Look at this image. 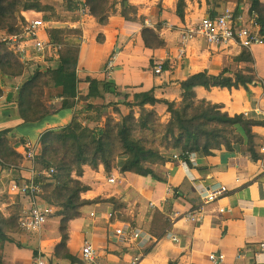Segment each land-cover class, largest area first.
I'll use <instances>...</instances> for the list:
<instances>
[{
    "label": "crops",
    "instance_id": "1",
    "mask_svg": "<svg viewBox=\"0 0 264 264\" xmlns=\"http://www.w3.org/2000/svg\"><path fill=\"white\" fill-rule=\"evenodd\" d=\"M158 1L109 0L110 6L106 12L110 21L108 26H101L88 19L80 23L83 37L78 70L80 77L90 76L99 82L114 85L119 93L128 88L135 93L154 90L158 100L156 111L162 122H167V107L164 103L180 100L181 81L190 75L204 72L218 75L232 68L242 48L232 43L226 48H216L202 39H195L186 45L185 55L180 58L178 50L182 46V32L189 25L209 18L210 12H214L216 17L226 9L206 12L202 0H199V4L196 2L188 6L182 21L175 15L177 0H163L164 10L161 14ZM129 6L140 10L134 21L124 19V10ZM23 16L32 18L38 14L28 12ZM242 16L246 17V14ZM144 26L160 36L163 41L161 49L143 47L140 33ZM99 35L105 37L104 44L98 43ZM55 49L46 62L32 66H41L40 71L58 67L60 57L57 46ZM250 53L256 60L258 75L263 78L264 46H254ZM45 57L42 55L36 61L41 62ZM115 57V66L108 71V63ZM164 64L168 67L165 68ZM157 67L162 68L161 74L155 72ZM79 90L80 96H86L89 93L88 84L81 83ZM252 92L255 94L252 99L248 98L244 90L202 91L201 96L224 103L232 115L244 114L247 119L264 122V90L257 88L252 89ZM105 99L108 103L114 102V105L104 109V118L112 116L119 121L128 114L122 96L116 97L109 92ZM56 107L60 110L47 121L39 123H24L17 111L11 117H4L0 109V132L11 130L7 137L9 145L25 157L27 148L36 147L45 130L68 126L74 116L86 112L82 102L69 112L61 109L60 101H57ZM81 123L87 124V121L82 119ZM38 124H42V127L36 140L23 137L17 141L11 137L15 132V136H19L18 130L28 125ZM95 126L97 124L93 123L90 130ZM257 133V151L264 156V127L257 128ZM166 155L174 159L180 152L167 151ZM174 160L178 164L172 163L160 171L162 181L127 173L121 175L118 188L108 185V176L103 167L97 172L85 167L83 180L91 190L84 193L82 198L98 203L85 207L82 216L71 223L68 242L71 254L84 262L82 250L85 243L90 242L96 252V260L91 264H133L137 254L143 255L140 264H264V254L260 252V244L264 241V157L255 162L248 154L219 153L213 157L191 154L188 161L179 157ZM20 172L18 177L21 176L23 182H34L31 163L25 158ZM167 174H170L169 178ZM11 179L10 173L2 171L0 167V199L6 205L5 196L11 199L21 196L5 193L9 186L5 182ZM222 186L228 189V193L215 202L205 203L207 194ZM169 189L173 191L172 194H168ZM114 190L119 191L118 198L111 197ZM176 193L177 197L174 198ZM21 200L24 216L30 197L22 196ZM165 211L171 215L167 218L168 225L163 226L162 217L157 214L164 215ZM189 216L195 220L187 221ZM49 221L41 232L25 231L20 226L25 234L13 237L24 249L14 245V251L8 252V245L3 252L0 251V264H32L39 254L48 257L50 264H76L53 257L54 248L61 241L59 219L53 226L49 225ZM125 224L142 233L140 241L135 242L133 248H125L115 234L116 228ZM152 229H158L159 232L162 230L166 236L154 239L150 233ZM173 236L178 241H174ZM153 243L149 252V246ZM213 252L224 255V261L218 263L209 260Z\"/></svg>",
    "mask_w": 264,
    "mask_h": 264
},
{
    "label": "trees",
    "instance_id": "2",
    "mask_svg": "<svg viewBox=\"0 0 264 264\" xmlns=\"http://www.w3.org/2000/svg\"><path fill=\"white\" fill-rule=\"evenodd\" d=\"M162 1L158 4L160 14L164 10ZM247 4L248 9L243 10L242 2L234 15L246 14L243 16L247 20L246 27L254 22L264 37V0H247ZM109 6V0H62L63 11L58 12L54 6L43 4V0H0V108L3 116L11 117L17 111L24 123H39L60 110L56 101H60L61 109L68 112L80 102L86 106V112L74 116L68 126L47 129L40 135L38 145L33 146L35 158L31 162L35 169L34 184L39 189L36 199L40 205L54 207L57 211L54 217L59 219L61 241L54 248L53 257L76 264L85 263L69 250L70 225L82 216L85 207L98 203L82 198L91 190L83 180L85 167L96 172L103 167L107 176L131 173L162 181L160 171L172 163L178 164L166 155L167 151H179L178 157L185 161L191 154L205 157L219 153L248 154L255 162L264 157L257 151V128H263L264 122L247 119L244 114L232 115L224 103L201 96L202 91L244 90L252 99L255 96L252 89L264 90V77L258 75L256 60L250 50L243 48L234 59L233 67L218 75L204 72L181 81L180 100L164 103L167 122H162L156 111L158 100L154 90L135 93L128 88L119 93L114 85L90 76L80 77L78 66L83 37L80 23L88 19L108 26L110 21L106 12ZM124 11V19L134 21L140 10L129 6ZM186 11V0H178L175 12L178 19L184 21ZM28 12L42 14L49 24H60L61 27L48 28L47 32L50 43L58 48L60 64L46 71L39 70L25 83L14 87L15 82L24 76L27 66L18 52L20 42L13 39L23 33L26 26L23 14ZM209 17L215 18L214 12H210ZM4 38L9 39L4 41ZM104 39L99 35L97 41L104 44ZM140 39L144 48L158 50L163 47L160 36L145 26ZM163 66L168 67L167 64ZM81 83L89 86L86 96H80ZM109 92L124 98L128 114L119 121L112 116L104 118V109L114 105L105 99ZM82 118L87 121L86 125L81 123ZM93 123L97 126L90 130ZM10 133L11 130L0 132V167L12 176L5 182L6 186L23 182L18 174H21L25 158L9 145L7 137ZM22 196L28 197L21 195L11 199L5 196L8 205L0 199L1 252L8 245L24 249L13 237L23 235L19 228L23 217ZM168 212L157 214L162 217L163 226L168 225L167 218L171 215ZM150 233L157 240L166 236L158 229H152ZM153 245L149 246V252Z\"/></svg>",
    "mask_w": 264,
    "mask_h": 264
},
{
    "label": "built area",
    "instance_id": "3",
    "mask_svg": "<svg viewBox=\"0 0 264 264\" xmlns=\"http://www.w3.org/2000/svg\"><path fill=\"white\" fill-rule=\"evenodd\" d=\"M42 15L40 13H36ZM39 16L35 17L38 18ZM26 26L23 33L14 42L19 41V54L23 62L28 65H32L27 61H33L32 56H47L50 58V53L56 46L52 45L47 37L49 23L45 22L44 17L40 20H30L25 17ZM246 18L243 16H235L234 12L229 9L224 10L215 18L202 19L195 24L189 25L181 36L182 46L178 50V55L182 58L185 55V48L188 43L195 39H202L210 46L216 48H226L228 45L237 44L240 48L247 50L252 49L254 46H264V37L259 31V27L251 22L249 28L246 27ZM9 39V38H8ZM4 38V41L8 40ZM12 40V39H11ZM47 59V60H48ZM45 60V62L47 61ZM116 57L108 63L107 70L111 71L115 66ZM157 74H161L162 68H155ZM26 161L29 163L34 161L35 150L33 147H29L26 153ZM174 159H178V156H174ZM1 163V160H0ZM264 169V166H263ZM32 175H35L34 165L32 166ZM168 178L170 174L166 175ZM122 177L113 173L107 177L108 185L112 187H119ZM20 181L19 183H12L5 190V193L21 194L30 197L27 204V210L24 216L20 220V226L23 230L29 232H41L50 217L56 214L54 207L40 205L36 199V194L39 189L35 186L34 182L26 183ZM171 188V186H170ZM172 189V188H171ZM171 189L168 190V194H172ZM228 193V189L225 186L219 187L207 194L205 197V203L215 202L218 198L225 196ZM1 194V193H0ZM2 195V194H1ZM120 193L118 190H114L111 193L112 198H118ZM224 211V210H222ZM93 216V214H92ZM195 220L193 216H189L186 220ZM115 234L120 238L121 243L125 248H133L135 242H139L141 239V231L132 228L125 224L116 228ZM168 237V235H167ZM170 237V236H169ZM176 236H173L174 241H178ZM260 252L264 254V241L260 244ZM209 260L221 263L224 261L225 256L217 254L215 252L209 255ZM82 259L84 262L91 264L96 260V252L93 245L90 242H86L82 251ZM143 259V255L137 254L133 258V264H140ZM32 264H50L48 257L43 254H39Z\"/></svg>",
    "mask_w": 264,
    "mask_h": 264
},
{
    "label": "rangeland",
    "instance_id": "4",
    "mask_svg": "<svg viewBox=\"0 0 264 264\" xmlns=\"http://www.w3.org/2000/svg\"><path fill=\"white\" fill-rule=\"evenodd\" d=\"M187 1H188L187 8H188L189 5H195L196 2L199 4V0H186V2ZM159 2H160V0L158 1V3ZM177 2H178V0H177ZM177 2H176V6H177ZM202 2L204 4V8H205L206 12H209L211 10H221V9H227V8L229 10H234L235 11L236 8H238V7L241 6V3L242 2H243V5H244L243 6V10L248 9L247 0H202ZM158 3H157V6H158ZM43 4L54 6L55 9L58 12H62L63 11L62 0H43ZM166 5L168 6L167 3H166ZM38 16H39L38 18H35L37 16H34L32 18H29V19L30 20H32V19H34V20H40L42 18V15H39L38 14ZM51 27H61V26H60V24L51 23ZM198 43H200V42H198ZM255 49L257 50L259 48H255ZM36 57H40V56H36ZM32 58L35 60V56H32ZM47 59H48V57H45V58H43L41 60V62L34 61V60L33 61H27V62L30 63V64H34V65L35 64H42ZM259 63H260V69H261L262 64H261V58L260 57H259ZM26 66H27V68H26V72H25L24 76L20 80H18V81L15 82L14 87H16L17 85H21V84L25 83L28 79H30L32 76H34V74L37 71H39V69H42L41 66H39V68H36V66H32V65H28V64H26ZM56 103H57V101L55 102V104ZM83 120L85 121V119H83ZM81 122H82V120H81ZM82 124L85 125L86 123H82ZM41 127H42V124H38V125H28L26 128H24L22 130H18V132L20 133L19 136H15L16 135V132H15L13 134V136H11V137H15V139L17 141H20L21 139H23V137L28 138V139H31V140H36L37 137H38V135H39V133H40ZM56 220H57V218H55L54 216L50 217L48 219L49 225L50 226H53L56 223ZM48 221H47V223H48ZM24 234L25 233L23 232V235ZM14 249H15V246L10 245L9 246V249H8V252L14 251Z\"/></svg>",
    "mask_w": 264,
    "mask_h": 264
}]
</instances>
